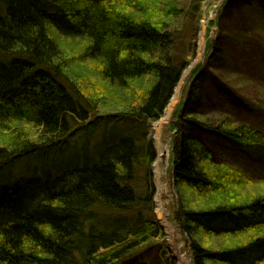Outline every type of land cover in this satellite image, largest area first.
Masks as SVG:
<instances>
[{"label": "trees", "instance_id": "obj_1", "mask_svg": "<svg viewBox=\"0 0 264 264\" xmlns=\"http://www.w3.org/2000/svg\"><path fill=\"white\" fill-rule=\"evenodd\" d=\"M206 1L196 0V15ZM0 3V131L9 133L0 141V264L122 261L161 232L147 215L153 182L136 185L137 166L147 167L156 158L153 144L140 135L163 117L189 64L169 57L168 21L183 11L169 0ZM190 10L194 16L193 5ZM73 39L85 44L67 54L62 42L66 47ZM218 40L206 68L222 55ZM86 61L92 63L89 76L82 69ZM198 84L199 76L175 122L176 220L196 264H264V233L217 250L205 249L198 239L226 240L264 229V196L241 203L240 181H251L239 173L237 182L224 181L226 163L199 136L219 137L256 154L261 133L236 126L229 114L220 122L207 118ZM97 88L126 98L109 104L108 93H100L103 99ZM109 109L117 111L105 112ZM101 128L107 139L95 144ZM82 141L84 156L70 154ZM34 160L43 177H36L34 169L22 181L10 180L14 169ZM71 165L79 167L69 182L52 178L54 171ZM144 176L151 178L147 168Z\"/></svg>", "mask_w": 264, "mask_h": 264}, {"label": "rangeland", "instance_id": "obj_2", "mask_svg": "<svg viewBox=\"0 0 264 264\" xmlns=\"http://www.w3.org/2000/svg\"><path fill=\"white\" fill-rule=\"evenodd\" d=\"M169 1L183 11L182 15L171 17L168 21L172 39V49L169 52V57L173 58L176 64L184 61H189V64L184 69L181 79L175 87V89L180 88V99L171 120L166 126L161 127L159 133L156 132L154 126L160 120L152 122L145 131L144 136L140 135L145 137L146 142L150 141L153 144L156 158L147 167L137 166L139 179L136 180V185L140 188L144 186L145 181L153 182L154 189L149 202L151 210L147 215L160 227L161 232L157 237L149 239L133 250L131 249L122 261L112 264H196L190 240L176 220L178 196L172 178L174 166L172 143L177 131L175 122L178 119L179 111L198 76L202 108L208 112L207 118L220 122L222 117L229 114L235 120L236 126L246 125L253 129L256 128L261 133L262 141L259 144L261 150L260 153L255 154L248 151L244 152L225 139L214 136L208 137L207 134L199 132V136L203 137L204 141L208 140L209 148L219 154V160H222L224 164L226 163L223 166L225 175L223 180L231 183L228 181L234 179V182H237L236 179L239 174L249 178L251 183L240 181L241 184L236 190L239 192L237 198L243 204H248L258 197L264 196V0H233L231 3L230 0H207L201 3L197 15L196 0ZM192 5L194 16H191L190 9ZM159 6L162 7L163 4L159 3ZM212 17L213 19H211ZM249 20L250 25L247 26ZM204 24H206L204 47L200 54V32ZM232 35L236 39L234 37L230 40L226 38V36L230 37ZM239 35H241L240 38H238ZM219 37L222 44L220 48H223V50L221 48L222 55L217 62L211 63L212 68H206L210 56L215 51V42ZM67 42L70 45L66 47V43L62 42L67 54L81 50L85 44L83 39H73ZM197 56L198 63L195 64L190 75L182 81L185 70L194 63ZM83 63H86L82 67L85 71L92 67L90 61ZM89 72H86L85 75H91ZM223 89L225 92L233 94L234 98L231 99L223 94ZM100 90V88H97L95 93H108L107 97L100 95L103 99L106 97L109 104L115 101L122 103L126 98L124 93L120 97L118 93L116 95L111 94L115 93L113 91ZM117 107L120 109L121 106L117 105ZM222 109L221 113L219 110ZM116 111V109H109L105 112L114 114ZM106 132L101 128L95 133V139L93 138V141L96 140L95 144L102 143L103 140L107 139ZM7 135H9L8 132L0 131V141L2 142L7 138ZM159 141H167L169 146L165 170L158 177L156 171H154V164L159 157ZM84 148L85 142L82 141L72 146L69 153L75 157H83ZM91 149L92 146L90 145V151ZM87 159L90 161L91 157L87 156ZM36 163L37 161L34 160L33 163L28 162L18 166L13 170V179L10 180L14 183L22 181L34 169H38L36 177H43L42 167L35 166ZM65 165L66 163L63 164V166ZM30 167L33 168L29 170ZM57 167L60 168L58 165ZM78 167L77 165H71L69 168L63 167L61 170L54 171L51 176L52 178L58 176L60 180L69 182L75 177L76 168ZM146 168L151 174V178L147 180L144 179ZM163 189H165V193L160 195ZM143 191L145 196V187H143ZM159 198L165 203L163 209L158 205ZM262 233H264V229L259 228L249 231L245 235H238L226 240L204 236H199L198 239L205 249L217 250L248 243L252 238L258 237Z\"/></svg>", "mask_w": 264, "mask_h": 264}, {"label": "bare ground", "instance_id": "obj_3", "mask_svg": "<svg viewBox=\"0 0 264 264\" xmlns=\"http://www.w3.org/2000/svg\"><path fill=\"white\" fill-rule=\"evenodd\" d=\"M206 24H204L203 29L201 30V34H200V44L201 47L199 49L200 54L203 51V47H204V29H205ZM198 63V56L195 58L194 63H192L184 72L182 81H184L191 73V70L193 69V67L195 66V64ZM180 99V88L177 87L175 89V92L171 98L170 103L168 104L167 108L164 111L163 117L160 119V121L155 124L154 128L156 130L157 133L160 132L161 127H164L167 125V123L171 120L172 115L174 113V110L176 108L177 103L179 102ZM168 143L167 141H159L158 143V152H159V157L156 160L155 164H154V171H156L157 176L159 177L162 173L163 170H165L166 167V162L168 160ZM165 189L162 190V192L160 193V195H163L165 193L164 191ZM158 205L161 207V209H163L165 203L161 198L158 199Z\"/></svg>", "mask_w": 264, "mask_h": 264}, {"label": "built area", "instance_id": "obj_4", "mask_svg": "<svg viewBox=\"0 0 264 264\" xmlns=\"http://www.w3.org/2000/svg\"><path fill=\"white\" fill-rule=\"evenodd\" d=\"M214 17V16H213ZM213 17L211 19H213Z\"/></svg>", "mask_w": 264, "mask_h": 264}]
</instances>
